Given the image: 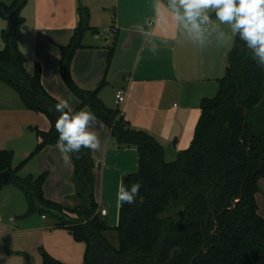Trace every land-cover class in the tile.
I'll return each mask as SVG.
<instances>
[{
    "label": "trees",
    "instance_id": "16d2710c",
    "mask_svg": "<svg viewBox=\"0 0 264 264\" xmlns=\"http://www.w3.org/2000/svg\"><path fill=\"white\" fill-rule=\"evenodd\" d=\"M26 2H0V16L8 19ZM78 14L79 23L70 41L60 46L61 77L79 100L74 111L89 107L107 125L117 145L137 148L138 171L124 175L123 184L130 187L140 182L144 203L124 204L119 224L109 226L99 214L96 163L88 149L81 150L79 159L72 154V204L45 197L47 173L17 175L32 157L56 145L55 122L60 115L55 111L58 99L42 83L40 64L35 63L33 74L26 68L28 59L19 47L20 25L16 36H8V29H2L5 46L0 49V81L19 94L28 110L43 114L50 127H31L38 143L16 167L12 164L14 151L0 149V172L12 174L9 181L1 182L24 193L26 215H47L55 227L68 229L76 241L83 242L84 264H264V217L256 197L264 178V61L236 32L229 52L231 66L218 80L217 93L201 100V115L190 146L167 161L155 136L134 128L119 108L103 102L100 91L107 83L106 76L92 90L76 83L73 59L85 47V34L95 29L90 25V9L80 1ZM113 53L114 47L108 53L107 71ZM109 234L116 235L117 245ZM203 246L206 251H201ZM42 256L44 264H63L45 251Z\"/></svg>",
    "mask_w": 264,
    "mask_h": 264
},
{
    "label": "crops",
    "instance_id": "0c3cea01",
    "mask_svg": "<svg viewBox=\"0 0 264 264\" xmlns=\"http://www.w3.org/2000/svg\"><path fill=\"white\" fill-rule=\"evenodd\" d=\"M7 1L13 2L0 0L10 5ZM79 1L90 9V25L95 29L85 34V47L79 49L73 59L72 75L76 83L92 90L106 76L107 83L100 91L103 102L119 108L134 128L155 136L163 145L166 157L174 158L169 149L178 152L190 146L201 115L200 102L218 90V80L226 74V58H216L214 34L201 25L203 39H197L184 22L177 19L176 6L174 8L168 0H27L20 12L23 22L19 47L26 57L40 64L42 83L47 91L57 99H68L73 110L79 100L64 84L59 63L60 46L70 41L79 23ZM0 17L2 29H8L9 20ZM112 47L114 53L107 71ZM120 90L125 92L126 98L117 104L116 95ZM9 103L0 105L5 112L0 115V144L11 138L20 141L16 148L12 147L14 153L21 148L20 151L29 156L38 140L32 128L48 130L49 120L29 114L27 111L31 110L15 98ZM95 130L102 144L100 151L93 152L95 197L100 211L106 209L105 201L110 198L106 191L123 181L124 175L137 172L139 165L136 147L117 145L105 124ZM35 156L39 157V175L47 173L43 185L45 197L72 204L69 200L75 193L72 161L65 164L56 145L47 146ZM262 180L264 178L259 182L261 189L256 195L260 214L264 210L259 201L260 196L264 198ZM7 204L12 203L7 201ZM27 209L26 202L19 223L0 234V240L8 234L15 235L11 242L13 251L27 256L38 250L42 264L43 251L63 264H84L83 242L76 241L68 229L55 227L47 215H26ZM108 214L102 217L105 219ZM16 220V217L8 219L11 225ZM111 236L109 234V238ZM1 242L0 264H14L13 254Z\"/></svg>",
    "mask_w": 264,
    "mask_h": 264
},
{
    "label": "clouds",
    "instance_id": "9594fccd",
    "mask_svg": "<svg viewBox=\"0 0 264 264\" xmlns=\"http://www.w3.org/2000/svg\"><path fill=\"white\" fill-rule=\"evenodd\" d=\"M171 3L174 8L179 5L175 8L177 19L184 22L185 27L201 41L203 32L197 17L207 20L205 10L214 9L216 19L221 24H229L233 34L239 32L248 47L264 61V0H171ZM180 8L184 10L182 14ZM55 111L60 113L55 122L58 133L56 147L65 164L71 163L72 154H77L79 159L82 149L101 150V140L95 129L97 126L102 128L104 123L90 109L74 111L69 100L61 98L55 105ZM140 188V182L132 183L130 187L120 183L116 193L117 207L144 203Z\"/></svg>",
    "mask_w": 264,
    "mask_h": 264
},
{
    "label": "rangeland",
    "instance_id": "374dc122",
    "mask_svg": "<svg viewBox=\"0 0 264 264\" xmlns=\"http://www.w3.org/2000/svg\"><path fill=\"white\" fill-rule=\"evenodd\" d=\"M168 1H170V3H171V0H168ZM7 2L10 4L9 1H7ZM177 7L179 8L178 4L176 5V8ZM174 11H175V9H174ZM183 11L184 10L182 8H180L181 14L183 13ZM214 12H215V10L211 9V8L205 10V14L209 18V21H208V23L204 24L203 27L208 32H212L214 34V38H215L214 44L217 45V49H218L216 51V58H226L227 65H229L228 53L233 48V45H234L233 42L235 40V34H233L231 26L229 24H221L216 19V17H212V14ZM0 18H2V17H0ZM1 20L2 19H0V21ZM1 33H2V26L0 25V49H3L5 44L3 42ZM221 33H223L222 37H221ZM27 59H28V62L26 64V68H28L27 70L30 74H33L35 63L32 60L33 58L28 57ZM215 87H216V85H215ZM217 89H218V85H217ZM217 91L218 90H214V92H212V94H210L211 96H208V97H213L217 93ZM14 98L17 99V101L22 102L19 94L14 89L9 87L6 83L0 81V105H6L7 103L14 101ZM22 105H23V102H22ZM23 107H24V105H23ZM0 111H1V109H0ZM27 112H30L29 114H34V116H36V115L40 116L41 118H44L46 120V117H44V115L42 116L40 113H35L34 111H27ZM1 114H5V112L1 111L0 115ZM40 129H42V128H40ZM27 132H28V134H29V132L32 135L34 134V133H32V131H26V133ZM3 143L4 144H0V147H2L0 149H12V150H14V148H12V147L16 148L17 145L20 143V141H14L11 138L9 140H6ZM37 143H38V140H37ZM37 143H36V145H37ZM3 145H4V147H3ZM36 145H35V147H36ZM20 150H21V148L18 151H16V153H14L13 162H12L13 166H17L22 161H24L25 159L28 158V155L23 154V152H21ZM38 158H39L38 156H34L32 159H30L26 163V165L20 171L17 172V175H19L20 177H26V176L31 175V174L38 176L40 173V172H38ZM172 159L173 158H171L170 156L166 157L167 161H171ZM120 183H123V181L121 180L119 182V184ZM115 184L116 185H114L113 187H111L109 190L106 191V195L107 196L110 195V198H108V200L105 201V207L109 212V214L105 218V220L109 226H117L119 224V221H120V207H117V202H116V193H117V189H118L119 184H117V182ZM0 186L1 187L3 186L1 184V182H0ZM262 186L264 187V180H262ZM17 195L19 196V199L17 198ZM13 200H14V202H13ZM7 201L10 204L11 203L12 204L9 206H8V204L5 205ZM259 201H260V204L263 208L264 198L262 196H260ZM26 202H27V200H26L24 193L20 189H17V187H15L13 184L5 185L0 189V218L3 220V222L0 223V234H4L8 230H12L14 228V226H16V224L19 223L20 217L24 214L23 211L26 207ZM99 214L101 215L100 211H99ZM261 215L264 217V210L261 212ZM11 217L17 218L16 223H14L13 225H11V223H9V221H8V219ZM34 218H37V216H34ZM110 235H112L110 237V240L115 245H117L118 240H117L116 235L115 234L114 235L110 234ZM14 237H15V235L8 234L5 238H2L0 240V241H2L1 243H3V245L8 249V252L13 254L12 257H13V263L14 264H23L24 261H25V264H42L41 253L38 250L36 252L29 253L30 255H27L28 257L25 254H23V252H21V253L17 252L16 253L15 251H13L11 242L14 239ZM19 259L21 260V263H20Z\"/></svg>",
    "mask_w": 264,
    "mask_h": 264
},
{
    "label": "water",
    "instance_id": "95a60500",
    "mask_svg": "<svg viewBox=\"0 0 264 264\" xmlns=\"http://www.w3.org/2000/svg\"><path fill=\"white\" fill-rule=\"evenodd\" d=\"M20 12H21V6L16 7L9 15H8V20H9V28L7 35L8 36H16L18 34V29L20 25ZM198 22H200V25H204L207 23V20L203 19L202 17H197ZM231 66V63L229 64ZM169 153L173 156H177L178 152H174L171 149H169ZM11 172L10 171H4L0 172V180L7 182L11 179ZM235 203L230 209L234 208ZM201 251H206L205 246L201 248ZM198 255L195 256L194 259H196Z\"/></svg>",
    "mask_w": 264,
    "mask_h": 264
},
{
    "label": "built area",
    "instance_id": "2783aa9c",
    "mask_svg": "<svg viewBox=\"0 0 264 264\" xmlns=\"http://www.w3.org/2000/svg\"><path fill=\"white\" fill-rule=\"evenodd\" d=\"M114 32H116V29H114ZM147 33L149 34V32H147ZM125 98H126L125 92L123 90L118 91V93L116 95V103L120 104V103L124 102ZM100 212H101L102 216H106L108 214V210L105 208L101 209ZM0 220H1V218H0Z\"/></svg>",
    "mask_w": 264,
    "mask_h": 264
}]
</instances>
